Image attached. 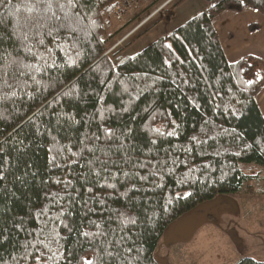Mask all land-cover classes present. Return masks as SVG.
<instances>
[{
    "label": "trees",
    "instance_id": "1",
    "mask_svg": "<svg viewBox=\"0 0 264 264\" xmlns=\"http://www.w3.org/2000/svg\"><path fill=\"white\" fill-rule=\"evenodd\" d=\"M204 1L114 62L117 0H77L76 32L52 36L27 24L24 0H0V264H163L171 224L264 180V59L230 63L214 24L264 0Z\"/></svg>",
    "mask_w": 264,
    "mask_h": 264
},
{
    "label": "rangeland",
    "instance_id": "2",
    "mask_svg": "<svg viewBox=\"0 0 264 264\" xmlns=\"http://www.w3.org/2000/svg\"><path fill=\"white\" fill-rule=\"evenodd\" d=\"M167 1L156 0L120 24L110 22L107 50L118 43L109 52L114 62L117 56H130L142 51L210 7L204 0H187L180 8L172 10L170 8L179 0H171L165 4ZM163 4L162 9L127 36L136 25ZM239 14L245 15L246 12H222L221 20L216 26L222 29L229 22L237 23ZM139 34L142 35L135 39ZM199 209L205 216V223L196 230L192 238L162 244L159 253L168 264H234L244 256L264 261V180H253L236 194L217 195L200 205ZM211 212L217 214L216 219L209 220L208 214Z\"/></svg>",
    "mask_w": 264,
    "mask_h": 264
},
{
    "label": "snow or ice",
    "instance_id": "3",
    "mask_svg": "<svg viewBox=\"0 0 264 264\" xmlns=\"http://www.w3.org/2000/svg\"><path fill=\"white\" fill-rule=\"evenodd\" d=\"M11 3V0H9ZM77 7V0H24L22 4V9L28 15L25 20L28 25L37 29V35H39L40 29H46L47 35L52 36L54 33L59 34L62 30H67L69 33H75L76 29L72 27L75 20L82 18L79 12H70V9H75ZM17 12L21 11V8L16 9ZM18 39L28 40V33L21 32L17 36ZM43 44V40L39 41ZM27 48L26 45H22ZM27 51L31 52V48H27ZM4 59L0 56V60ZM45 62V66H46ZM53 66L55 63L53 62ZM24 69L28 72L41 71L42 66L37 64H25ZM26 73L21 71L20 75H25ZM251 83V82H249ZM190 195V194H189ZM84 235H89L85 233ZM131 251V249H129ZM88 264H92L91 261Z\"/></svg>",
    "mask_w": 264,
    "mask_h": 264
},
{
    "label": "crops",
    "instance_id": "4",
    "mask_svg": "<svg viewBox=\"0 0 264 264\" xmlns=\"http://www.w3.org/2000/svg\"><path fill=\"white\" fill-rule=\"evenodd\" d=\"M186 1L187 0L184 2ZM184 2L176 8H180ZM243 12H246V14H239L240 17H238L237 23L229 22L228 25L225 24L222 29L216 26L217 22L221 20V14L218 15L214 21L222 46L230 63L248 54L256 55L264 59V13L253 8L246 9ZM242 17H244V20ZM251 23L258 24V29L254 31L250 30L249 26ZM256 99L264 114V87L257 95Z\"/></svg>",
    "mask_w": 264,
    "mask_h": 264
},
{
    "label": "water",
    "instance_id": "5",
    "mask_svg": "<svg viewBox=\"0 0 264 264\" xmlns=\"http://www.w3.org/2000/svg\"><path fill=\"white\" fill-rule=\"evenodd\" d=\"M216 214V213H215ZM205 223V216L203 213L196 211L187 213L176 222L171 224L164 232V241L158 246V255L162 244L169 241H186L192 238L196 230ZM163 264H168L167 260L159 256Z\"/></svg>",
    "mask_w": 264,
    "mask_h": 264
},
{
    "label": "built area",
    "instance_id": "6",
    "mask_svg": "<svg viewBox=\"0 0 264 264\" xmlns=\"http://www.w3.org/2000/svg\"><path fill=\"white\" fill-rule=\"evenodd\" d=\"M156 0H117L115 3L112 13L108 19L109 24L110 22H116L117 24L122 23L127 17L134 15L137 11L142 10L146 5L154 2ZM171 0H168L165 2L167 4ZM160 5L154 12H152L146 19H144L139 25H136L134 29H132L127 36L131 35L135 31H137L143 24L147 22L149 18H151L154 14H156L162 7L165 5ZM113 24V23H112ZM111 25V24H110ZM126 36V37H127ZM125 37V38H126ZM118 43H116L113 47H111L109 50H107L106 53H109L113 50L114 47H116Z\"/></svg>",
    "mask_w": 264,
    "mask_h": 264
},
{
    "label": "flooded vegetation",
    "instance_id": "7",
    "mask_svg": "<svg viewBox=\"0 0 264 264\" xmlns=\"http://www.w3.org/2000/svg\"><path fill=\"white\" fill-rule=\"evenodd\" d=\"M196 212H197V213H201V210H197ZM215 212H217V211H215ZM216 215H217V214H215L214 212L209 213V214H208V218H209V220L213 219V217L216 216Z\"/></svg>",
    "mask_w": 264,
    "mask_h": 264
}]
</instances>
